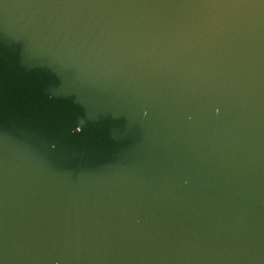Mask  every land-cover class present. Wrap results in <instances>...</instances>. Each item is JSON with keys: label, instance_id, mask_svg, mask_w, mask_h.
I'll return each mask as SVG.
<instances>
[{"label": "water", "instance_id": "obj_1", "mask_svg": "<svg viewBox=\"0 0 264 264\" xmlns=\"http://www.w3.org/2000/svg\"><path fill=\"white\" fill-rule=\"evenodd\" d=\"M0 264H264V0H0Z\"/></svg>", "mask_w": 264, "mask_h": 264}, {"label": "clouds", "instance_id": "obj_2", "mask_svg": "<svg viewBox=\"0 0 264 264\" xmlns=\"http://www.w3.org/2000/svg\"><path fill=\"white\" fill-rule=\"evenodd\" d=\"M115 158H116L117 160H119V159L121 158V153H120V152H116V153H115Z\"/></svg>", "mask_w": 264, "mask_h": 264}]
</instances>
